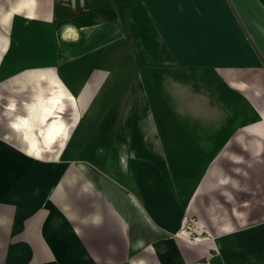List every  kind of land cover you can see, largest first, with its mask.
Instances as JSON below:
<instances>
[{
    "label": "crops",
    "instance_id": "crops-1",
    "mask_svg": "<svg viewBox=\"0 0 264 264\" xmlns=\"http://www.w3.org/2000/svg\"><path fill=\"white\" fill-rule=\"evenodd\" d=\"M36 1L25 28L1 23L19 36L21 60L41 67L16 78L30 86L18 109L14 72L0 75V264H97L83 235L100 239L108 223L133 257L159 264L165 253L183 264L170 235L185 236L184 215L216 192L230 206L198 214L202 235L214 238L205 251L217 252L215 264H264V216L246 207L248 193L261 192L264 208V0ZM1 9L19 21L28 11L16 0ZM8 37L0 32V61L15 47ZM58 92L69 97L53 107L69 146L59 148L60 135L53 151L30 155L12 119L24 102ZM85 136L105 155L66 161Z\"/></svg>",
    "mask_w": 264,
    "mask_h": 264
},
{
    "label": "rangeland",
    "instance_id": "rangeland-1",
    "mask_svg": "<svg viewBox=\"0 0 264 264\" xmlns=\"http://www.w3.org/2000/svg\"><path fill=\"white\" fill-rule=\"evenodd\" d=\"M9 0H0V32L3 33V35L8 37V30L7 28L5 29L2 24H9L10 26L8 28H11L13 25L15 24H19V19L20 16L19 15H13L11 17H5L3 16L1 13L3 12L1 7L2 6H7ZM2 4V6H1ZM35 21V20H34ZM2 23V24H1ZM20 26V25H19ZM10 34V33H9ZM16 33H13V35L11 36H15ZM18 37H13V38H9L10 40H12L15 43V47L8 53L6 54V52L4 51V49L1 51L2 55H1V63H0V67L1 66H6L7 70L6 72H1L0 75L2 74H6L9 72H14L11 76L12 80H13V97L14 100V104H15V109H18L20 107V103L23 99V97L26 95V90H28L30 88V86L28 87H22L20 85V83L16 80V78H18L19 76H21L22 72L26 69L29 68H34V67H41L40 65H37L36 63H34V58L32 57L31 61L29 62H23L21 60V54H20V48H19V44H18ZM27 43V47L28 50L31 52V47L29 46V42L26 40L25 41ZM29 44V45H28ZM32 44V43H31ZM8 55V56H7ZM4 59V60H3ZM2 79H0V89L3 90L1 92H4V90H6L7 86L5 84V78L4 77H0ZM43 80V79H41ZM18 88H23L24 90H18ZM10 88H8L9 90ZM21 95L23 97H21ZM2 98L4 99L5 97L0 95V102H2ZM91 135V133H90ZM88 139H90L89 137H84L80 142H78L76 144V146L73 148V152H72V157L67 159L66 161H70V162H74L76 158H79L78 160L80 161H87L90 162V156H85L83 153L84 152H90L93 154V156L95 158H100L102 157V155L107 152L108 147H105V145L102 144H94V145H90L87 144ZM65 145H68L66 142L64 143ZM21 146V145H18ZM69 146V145H68ZM104 146V147H103ZM63 147V146H62ZM61 147V148H62ZM21 162L23 163V160H20L19 163L21 164ZM62 165L65 164L64 161H62ZM97 162H101V160H98ZM41 166H50L54 163L53 160H40ZM223 166V168L227 169L229 167L230 162L228 160H222L221 162H218ZM36 165V164H35ZM215 165L216 167L218 166V164L216 165V162L212 164V166ZM68 169V170H67ZM70 170L69 166L67 165L66 167V171L68 172ZM65 175H62V178H64ZM66 177H68V174L66 175ZM258 179V177H255ZM244 177L239 176L238 180L240 183L245 184V180H243ZM54 188L55 185L51 184L50 185V189L48 191L49 196L52 198L54 196ZM59 189L61 190L60 185L57 186V191H59ZM62 195L65 196L66 198H68L69 195V188L68 187H64L62 189ZM210 193V192H208ZM244 192H236L235 194L237 196H239V198H243V200H245V196L243 195ZM209 195V198L207 197ZM263 194L261 192H253V193H248L247 196H253V200H254V204H250V202L246 201L247 205L246 207H250L251 211L253 213V217L258 218L260 215L264 216V208L260 206L261 203V196ZM206 196V202H205V207L202 211L200 210L199 213L197 211L196 208V202L194 204L195 206V215L194 216H188L187 214L184 215V228L183 230L186 231V235H174L171 234L170 236H172V239L175 241L176 243V247L178 248L179 253H181L179 256V260H177L178 262H182L183 264H215L214 262V258L217 255V252H215L213 249L212 250H208L205 251L206 249L204 248L203 245H206V241H208V239H214L213 236L211 234H207L206 238H204V236L202 235V228L200 226H198V214H200L201 217H206V219L208 218V215L210 214V212H216L218 215L219 214H227L229 211V206L230 203L228 201H225L223 196L216 193H213V195L211 194H207ZM77 197L79 199V201L85 200V196L83 194V196L80 195V192H78ZM96 195H94V200L96 199ZM93 200V201H94ZM240 200V199H238ZM215 204H219V207L216 208L214 205ZM242 204H238V208H242L241 206ZM185 212L187 211V208L184 210ZM257 216V217H256ZM204 217V218H205ZM106 218L108 219L109 217L106 216ZM256 220V219H255ZM111 224L108 223L106 224V228L105 229V233H101L103 234L102 238H92V239H86V232L87 234L89 233L88 230H86L85 228V232L83 235V244L87 247H89L90 252H92L95 255V262L97 261V264H136L141 262V264H149L147 263L146 259L144 258V256H137V257H133L134 255H136V253L134 251H130L129 249V245L130 242L129 240L124 241L123 238L121 237L122 235L119 234L118 232H114L113 230H110ZM92 234L94 235L95 232H92ZM98 235V234H97ZM204 250H203V249ZM134 252V253H133ZM202 253V254H201ZM140 254V252H139ZM138 254V255H139ZM167 259V254H161L159 256H157L154 260L156 263L162 264V263H166V264H171L170 261L166 260ZM176 260L174 262H177Z\"/></svg>",
    "mask_w": 264,
    "mask_h": 264
},
{
    "label": "bare ground",
    "instance_id": "bare-ground-1",
    "mask_svg": "<svg viewBox=\"0 0 264 264\" xmlns=\"http://www.w3.org/2000/svg\"><path fill=\"white\" fill-rule=\"evenodd\" d=\"M16 3L17 6H27V14L19 21L20 27L25 28L35 17L37 1L16 0ZM48 5L50 7L49 3ZM13 9L16 8L13 6L12 10ZM66 29L70 31L68 25ZM68 98L69 97L63 96L61 92L49 97H41L38 95L23 103L26 109L25 113L15 114V118L13 117L12 119V124L13 127H15V131L19 134L20 139L24 141L22 143V148H24L28 154L39 156L42 151H53L55 140L59 138L60 135L62 138H60L58 142L59 148L64 145L63 141L69 133V127L63 117L59 116L62 110L56 112L53 107H62L65 103V99ZM13 106H15V104ZM55 112L57 113V117H53ZM57 150L59 151L60 149Z\"/></svg>",
    "mask_w": 264,
    "mask_h": 264
}]
</instances>
